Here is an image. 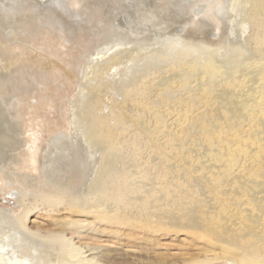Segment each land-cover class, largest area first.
I'll list each match as a JSON object with an SVG mask.
<instances>
[{
	"label": "bare ground",
	"instance_id": "1",
	"mask_svg": "<svg viewBox=\"0 0 264 264\" xmlns=\"http://www.w3.org/2000/svg\"><path fill=\"white\" fill-rule=\"evenodd\" d=\"M227 4L216 47L165 18L119 20L85 57L55 137L65 167L48 162L49 194L0 212V264H192L157 252L184 232L224 264H264V0Z\"/></svg>",
	"mask_w": 264,
	"mask_h": 264
},
{
	"label": "rangeland",
	"instance_id": "2",
	"mask_svg": "<svg viewBox=\"0 0 264 264\" xmlns=\"http://www.w3.org/2000/svg\"><path fill=\"white\" fill-rule=\"evenodd\" d=\"M227 2L0 0V212L12 214L15 209L22 213L16 201L22 192L29 198L49 194L43 186V169L51 160L56 168L65 167L68 144L55 137L69 131V103L79 91L85 57L115 40L117 21L143 24L165 18L185 35L207 36L216 47L232 18V14L226 16ZM82 160L76 157L69 184L84 175ZM31 220L39 222L30 223L33 229L50 222L44 215H33ZM189 236L193 237L184 232L178 238H162L168 246L157 252L167 249L170 254L195 259L192 264H224L218 244ZM178 263L183 264L182 259Z\"/></svg>",
	"mask_w": 264,
	"mask_h": 264
}]
</instances>
